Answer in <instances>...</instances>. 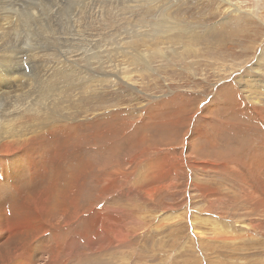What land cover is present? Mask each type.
I'll list each match as a JSON object with an SVG mask.
<instances>
[{"label":"rangeland","instance_id":"374dc122","mask_svg":"<svg viewBox=\"0 0 264 264\" xmlns=\"http://www.w3.org/2000/svg\"><path fill=\"white\" fill-rule=\"evenodd\" d=\"M156 1L132 8L121 48L86 67L88 91L58 98L56 110L74 100L60 118L79 124L68 150L77 159L49 141L42 160L38 144L12 140L40 133L38 120L8 122L0 212L28 222L30 243L18 251L33 264L51 253L55 264H264V0ZM163 7L164 34L155 28ZM66 190L81 196L75 212Z\"/></svg>","mask_w":264,"mask_h":264},{"label":"bare ground","instance_id":"6f19581e","mask_svg":"<svg viewBox=\"0 0 264 264\" xmlns=\"http://www.w3.org/2000/svg\"><path fill=\"white\" fill-rule=\"evenodd\" d=\"M40 1L42 0H32V4L35 5ZM224 1L228 2V0ZM156 2V0H47L42 3L43 6L38 7L27 6L29 5L27 0H0V151L3 152L4 139L10 138V134L7 133L10 128L9 120L18 123L21 117L31 123L38 120L36 129L40 131L12 139L15 142L30 141L23 149H34L38 144L43 160L44 149L50 145V142L56 141L61 144L60 151H65L67 161L77 159L76 155L71 151L69 153L68 150L75 135L77 136V133H72L70 127L79 124H74L71 115L60 118L61 115L72 112V107H76L73 106L74 100L67 94L63 99L66 105L56 110L59 96L65 91L78 89L88 91L89 87H84L85 82L89 80V68L86 67L94 60L99 61L101 53L108 51L113 44H119L118 29L130 16L132 8H137L143 3L150 6ZM24 6L26 7L22 8ZM234 10L239 9L237 7ZM15 11L20 14L19 17L17 16L18 19L14 16L17 15ZM158 16L160 19L155 28L164 34L161 28L167 26L165 7L160 9ZM138 32L139 27L134 35ZM116 48H121V45H117ZM21 51L23 54L26 53V58L21 57ZM146 53L138 52L136 57L141 60ZM24 59H27V62H24ZM256 59L264 61V51L259 53ZM79 61L85 65L83 66ZM48 65L52 66L47 67ZM234 68L235 65L227 67L226 70L233 71ZM121 74L122 80H129V74L124 68H121ZM78 98V102L85 99V97ZM78 111L81 112V109ZM82 111L86 114L88 109ZM107 125L109 127L113 125V128H110L113 133L114 123L109 122ZM116 146L118 147L119 144ZM53 155L56 157L57 152ZM56 172H60L61 177L70 174V166L63 163ZM3 176L4 173H0L6 188L10 186L11 178ZM24 190L28 195L32 193V189L28 187H24ZM8 193V197L12 194L17 195L14 180L12 189ZM63 194L73 199L75 212L77 210L75 200L81 197L80 194L75 192L73 195L71 190H66ZM9 204L10 202L7 206ZM55 209V203L52 202L48 211L51 216L55 213ZM72 213L56 220L55 223H66ZM0 215L2 219L4 218V221L0 220V233L7 234V230L10 229V235L5 234L0 241V264L5 259L8 264H33L30 259L24 258V255H19L20 251L24 252L25 246L30 243L27 240L31 232L28 222L24 221L22 214L18 217L11 214L9 218L2 212ZM16 223L21 226L15 228ZM63 226L65 225H62L61 229ZM55 263H58L57 255L51 253V256L41 264Z\"/></svg>","mask_w":264,"mask_h":264}]
</instances>
